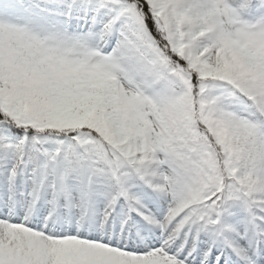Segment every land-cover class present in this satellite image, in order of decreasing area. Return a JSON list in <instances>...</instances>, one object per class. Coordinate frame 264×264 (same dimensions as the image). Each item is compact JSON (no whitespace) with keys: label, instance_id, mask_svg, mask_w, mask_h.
<instances>
[{"label":"snow or ice","instance_id":"snow-or-ice-1","mask_svg":"<svg viewBox=\"0 0 264 264\" xmlns=\"http://www.w3.org/2000/svg\"><path fill=\"white\" fill-rule=\"evenodd\" d=\"M0 264H264V0H0Z\"/></svg>","mask_w":264,"mask_h":264}]
</instances>
